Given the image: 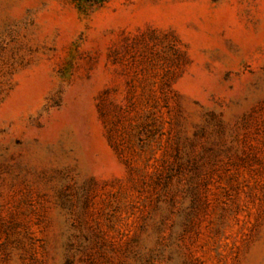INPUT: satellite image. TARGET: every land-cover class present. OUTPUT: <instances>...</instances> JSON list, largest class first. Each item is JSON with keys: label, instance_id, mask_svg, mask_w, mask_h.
Wrapping results in <instances>:
<instances>
[{"label": "rangeland", "instance_id": "obj_1", "mask_svg": "<svg viewBox=\"0 0 264 264\" xmlns=\"http://www.w3.org/2000/svg\"><path fill=\"white\" fill-rule=\"evenodd\" d=\"M0 264H264V0H0Z\"/></svg>", "mask_w": 264, "mask_h": 264}, {"label": "trees", "instance_id": "obj_2", "mask_svg": "<svg viewBox=\"0 0 264 264\" xmlns=\"http://www.w3.org/2000/svg\"><path fill=\"white\" fill-rule=\"evenodd\" d=\"M87 2H91V3H98V2H102L104 0H85Z\"/></svg>", "mask_w": 264, "mask_h": 264}]
</instances>
